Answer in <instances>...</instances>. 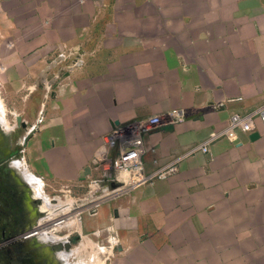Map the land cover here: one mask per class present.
<instances>
[{
    "label": "crops",
    "instance_id": "1",
    "mask_svg": "<svg viewBox=\"0 0 264 264\" xmlns=\"http://www.w3.org/2000/svg\"><path fill=\"white\" fill-rule=\"evenodd\" d=\"M0 60L23 180L80 199L114 185L76 230L107 236L109 264H264L243 247L264 234V128L228 131L264 105V0H0ZM177 108L143 136L141 173L175 171L103 170L111 130Z\"/></svg>",
    "mask_w": 264,
    "mask_h": 264
},
{
    "label": "rangeland",
    "instance_id": "2",
    "mask_svg": "<svg viewBox=\"0 0 264 264\" xmlns=\"http://www.w3.org/2000/svg\"><path fill=\"white\" fill-rule=\"evenodd\" d=\"M7 93L0 84V264H109L113 251L106 247L107 236L102 240L76 230L80 217L109 198L114 185L105 178L91 182L80 199L65 191L54 193L44 182H25L20 172L26 167L21 156L26 127L18 123V117L24 118L8 104ZM118 174L121 179L128 175ZM249 221L245 219L244 230ZM243 244L245 258L255 257L256 251L264 258V234L245 233Z\"/></svg>",
    "mask_w": 264,
    "mask_h": 264
},
{
    "label": "built area",
    "instance_id": "3",
    "mask_svg": "<svg viewBox=\"0 0 264 264\" xmlns=\"http://www.w3.org/2000/svg\"><path fill=\"white\" fill-rule=\"evenodd\" d=\"M52 83L53 81L50 80V84ZM184 116L185 110L177 108L167 113L154 114L115 127L105 136V142L108 146L117 148L118 154L111 160H104L102 163L103 170L108 172L112 169L117 173H128L127 179H129V177H131V179L137 177L139 181L149 180L155 176L164 177L166 174L175 171L176 167L172 165L158 173L148 176L142 175V157L144 154L143 136L163 125L174 124L182 120ZM39 121H42V117ZM257 121H260L264 128V105L246 114H232L228 122V131H253ZM34 128L35 126L32 127V130ZM196 150L207 152L208 146L207 144H202L198 146Z\"/></svg>",
    "mask_w": 264,
    "mask_h": 264
},
{
    "label": "water",
    "instance_id": "4",
    "mask_svg": "<svg viewBox=\"0 0 264 264\" xmlns=\"http://www.w3.org/2000/svg\"><path fill=\"white\" fill-rule=\"evenodd\" d=\"M18 123H20L23 127H27L26 122L25 121H22L21 120V117H18ZM170 127H172V126H170Z\"/></svg>",
    "mask_w": 264,
    "mask_h": 264
},
{
    "label": "bare ground",
    "instance_id": "5",
    "mask_svg": "<svg viewBox=\"0 0 264 264\" xmlns=\"http://www.w3.org/2000/svg\"><path fill=\"white\" fill-rule=\"evenodd\" d=\"M127 177V174L124 176V178ZM41 183V182H40Z\"/></svg>",
    "mask_w": 264,
    "mask_h": 264
}]
</instances>
